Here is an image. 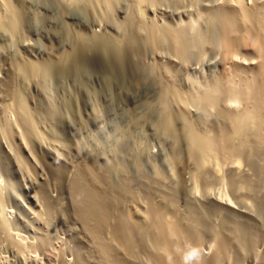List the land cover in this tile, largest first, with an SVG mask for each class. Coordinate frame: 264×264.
Segmentation results:
<instances>
[{
  "label": "rangeland",
  "instance_id": "rangeland-1",
  "mask_svg": "<svg viewBox=\"0 0 264 264\" xmlns=\"http://www.w3.org/2000/svg\"><path fill=\"white\" fill-rule=\"evenodd\" d=\"M139 1L0 0V62L5 66L13 62L18 67L27 63V67L17 69L20 73L15 80L26 103V113L35 119L34 127L39 132L38 141L27 138L37 162L43 165L52 151L72 158L79 150L96 160L102 171H111L113 191L127 186L131 197L124 194L123 198H128L117 202L121 201L122 211L132 223L146 227L153 222L155 212L146 205L151 202L168 221L196 222L193 225L206 234L201 245L203 256L210 254L215 241L213 198L223 190L231 196L227 181L234 167L249 180L239 195L242 202L231 196L241 212L232 215L230 221H240L247 230L257 226L263 236L264 215L259 214L257 205L258 201L264 203V73L259 71L264 57V32L258 27L261 24L264 28V0ZM240 7L250 13L251 21L246 17L250 23L241 19L244 11L240 13ZM229 13L237 22H233L238 28L234 27L233 36L239 44L231 52L225 50L224 44V22ZM243 22L248 23L245 29ZM256 38L261 39L260 44ZM228 52L250 67L228 63ZM29 70L37 75L31 78ZM0 102L9 112L0 136V181L5 180L2 185L9 190L3 210L7 216L13 214L10 227L23 239L28 251L19 258L13 256L6 248L8 235L2 231L0 236L6 243L0 241V252L6 249L9 253H0V260L7 264H61L64 249L70 264H83L90 241L80 237V224L66 190L74 172L69 171L66 181L60 183L64 187L58 184L51 192V196L53 192L58 196H50L52 203H61L52 214L45 206L34 205L24 190L25 184L30 185L32 193L39 195L35 190L34 162L22 152L25 131L14 113L15 102ZM49 105L61 112L64 126L53 127L47 120L45 111ZM162 118L169 122L166 129L161 126ZM237 118L243 119L240 131L244 134L238 132L242 139L246 133L254 136L246 137L252 138V146L259 150L256 153L251 146L257 164L246 159V152L234 154L227 147L226 136L235 132ZM196 135L207 139L210 151L209 155L201 154L205 160L202 164L195 152ZM257 171L263 173V179ZM198 174L205 176L198 178ZM143 176L155 183H144ZM255 179L261 187L258 190L253 186ZM164 190L169 195H164ZM168 198L176 202L174 207L168 204ZM199 217L203 218L198 220ZM262 243L260 240L254 247L260 253H245V264H264ZM134 256L138 264H154L148 256L144 257L145 263L140 262V256ZM91 259L89 263L99 264L96 257Z\"/></svg>",
  "mask_w": 264,
  "mask_h": 264
},
{
  "label": "bare ground",
  "instance_id": "bare-ground-1",
  "mask_svg": "<svg viewBox=\"0 0 264 264\" xmlns=\"http://www.w3.org/2000/svg\"><path fill=\"white\" fill-rule=\"evenodd\" d=\"M143 1H145V0H143ZM226 2H228V1H226ZM6 3H10V2H6ZM241 9H242V11L240 13H242L243 11L245 12V13L243 12L241 19L243 21H247L248 23H250L249 22V21H251V18L249 15L250 13H248L245 8L240 7L239 10H241ZM240 13H239V15H240ZM13 15L15 16V18L17 17L15 14H13ZM231 15H233V14L229 13L227 15V18L225 19V22H224V28H225L224 29L225 30L224 31L225 32L224 44L227 48V49L225 48V50L228 51V49H229V52H231L230 50H232V49L234 51V48L238 47L237 46L238 43H236L237 40L234 37L235 33H236V31L234 29L237 26V25H235V23L237 24V22H236L235 18L232 19L233 16H231ZM258 16L256 18H258ZM246 17L250 18L249 21H248V18H246ZM259 18H258V20H259ZM17 19H19V18H17ZM233 22H235V23H233ZM240 23H242V22H240ZM240 23H238L239 26L241 25ZM248 23L243 22V24L241 25V26H243L242 28L245 29L244 25L248 24ZM259 23L260 22H258V24ZM233 24L235 26H233ZM254 25H256V27H257V23ZM241 26L239 27V29L241 28ZM260 26H258L259 29H261L260 31L264 32V30H262V29H264L263 26L261 24H260ZM236 29H238V28H236ZM247 29H248V27H247ZM256 29H255V31H256ZM260 31H258V33L256 35L257 38H259V36L261 37V35H260L261 33H259ZM237 32H238V30H237ZM250 33H252V32H250ZM240 34H241V32H240ZM258 34H259V36H258ZM251 35H249V36H251ZM156 36H157V34H156ZM237 36H238V34H237ZM263 38H264V34L262 35L261 39L263 40ZM257 41H258V39H257ZM259 41L257 43L260 44ZM262 42H264V40ZM261 46H264V44H261ZM261 46L259 45V47H261ZM228 53H226V55H225L228 57L231 56L229 58L228 63H230L234 66L236 65V66L244 67V68L248 67L241 60L236 59L234 55L232 56L231 54H233V53H231V54L230 53L228 54ZM262 55H264V53ZM262 55L260 57H263ZM263 58H262V63L261 62H260L261 64L259 63L260 68H262V69L259 68L260 69L259 71L262 72L261 74L264 73V65H263L264 59ZM226 60L228 61L227 58H226ZM260 61H261V59H260ZM21 62H20V64H23ZM3 64L4 63L0 64V100H3V99L8 100L9 99V100H12V102L13 101L15 102V103H13V105H14L13 110L15 111L14 113L17 114V116H18L17 118H18L19 122L21 123V125L20 124L19 125L21 127H23L22 129H24V131H25L24 134L26 135V137L23 136L25 143H23L22 152L24 155L32 158V160L34 162L35 171L37 174V176H36L37 178H36V182H35V188H36L35 190H37L39 195L37 194L38 196H35L32 193V191H34V190L32 189V187L30 185L25 184L24 190L29 195V199L31 202L34 203V205L45 206V210L48 213L51 212L50 214H52V211H54L56 209V206L61 204V203H59V204L57 203V205H55L56 203H52V201L50 199L54 195V192H53L52 196H51V192L54 191L53 189H55V187L56 188L58 187L57 186L58 184L61 185L62 187H64L65 184L63 183L64 184V186H63L60 183H62V181L63 182L66 181L64 179L67 178V173L69 171L74 172L71 176V180L73 181V183L71 181V183H69L70 185H68L69 189H66V188L65 189L69 191V194H68L69 196L68 195L67 196L70 198V200H68V202L69 201L71 202V205H72L71 208L73 207L72 211L74 212V215H75L74 217L77 218V220L80 224L81 234H82V236H80V237L83 241H85V239H89V241H90V250L88 248L89 251L85 255L86 260H84V262H82L83 264H88L90 262L91 257H93V256L97 258L96 261L99 262V264H138L136 262V260L134 259V257H135L134 255H136V257H138V258L140 256V262L142 260H144V263L146 260V259H144V257L148 256L149 258H151V260L149 259L150 261H152V260L154 261L153 262L154 264H186V258L189 256L190 253H193V252L195 253V259L188 260L187 264H245V262H244L245 253L247 251H250V250H255L254 247L258 241L261 240L264 243V237H263L264 235L262 236L263 233L261 234V231L257 226L255 227L254 230H251V229L247 230L245 228V226L240 221L239 222L234 221L233 224L230 221V218L232 215H236L237 213L241 212L236 207L234 198H237V199L240 198L239 200H241V202H242V198L239 195L241 194L242 187L247 183V180H249L248 177L245 178V175L243 173H241L240 170L237 171L234 169V167H232L233 171L231 168L232 172L229 176V181H227L228 182L227 186L230 189L229 191H231V193H232L231 196L233 195L235 197L231 198V196H229V195L227 196L226 195L227 193H225V190H223V192L225 194L222 192L223 194L217 195L216 197L213 198V204H214L213 213L215 212L214 215L216 216V220H217L216 221L215 241L213 243V246H212L213 248L211 249L210 254L208 256H205V255L203 256L202 251H201V247H202L201 245L203 244V242L205 240L206 234L203 232H200L201 230H199L196 227V225L195 226L193 225L196 222H194V223L191 222L189 224H185V223L176 224V223H173L171 221H168L166 219V217L163 216L164 215V214H162L163 212L160 209L157 210L155 208V206H156V205L154 206L155 202L154 203L151 202V205L149 203L146 205H149L151 208H153L152 210L156 214V215L154 214L153 222L150 223V225H148L146 227H144L145 225L141 227L135 223H132L131 222L132 220L130 221L127 214L124 211H122V208L120 205L121 201L117 202V199H119V200H120V198L122 199L124 194L127 195V193H129V196L131 197L130 191L126 192L127 186H125V185L119 186L120 188H117L113 191V186H111V182L109 180V176H110L111 171H106V170L102 171V169H100L99 166L96 164V162H95L96 160L94 161L91 157L88 158V157L84 156L83 154L80 153L79 150H78L79 152L77 151L76 155L74 157H72L73 159L75 158V160H73L71 158V155H69V154H68V156H70V157H68L66 155L67 154L66 152H65L66 153L65 155L64 154L60 155L58 152L52 151L49 154V158L47 157V159L42 161L43 165L40 164L41 162L38 163L40 160L37 162V158L35 157V153H34L35 149L32 150L33 146L29 145L28 141L30 139H33L34 137L35 138L33 140L38 141L40 138L39 132L37 131V129H35L36 126L34 127L35 124L33 122L35 119H33L32 117L30 118L28 116V114L26 113L27 112L26 111L27 109H25L26 103L24 105V99H23V101L21 99L23 97V95H20L21 93H19L20 90L17 89L16 80H15L17 74L20 73L19 71H17V69L22 70L23 68H25L23 66L27 67V65H26L27 63H25V65L23 64V66L19 65V67H18V65H15V63H13V62L7 63L6 66H5V64L4 65ZM34 69H35V67L33 68V70ZM24 70L26 71L27 68ZM33 70H29V72L31 71V73H32ZM73 70H75V68H72L71 72H73ZM40 74H42V73L40 72ZM32 75H33V73H32ZM34 75L36 76L37 74L35 73ZM34 75L30 76V77L32 78V77H34ZM37 79H40V78H37ZM263 88H264V86H263ZM46 107H47V109L45 111L46 117L48 118L47 120H49L50 123L53 124L52 126L54 127V125H55L56 128L64 126V124L61 121V117H62L61 112L54 105H49ZM26 108H27V106H26ZM7 110L8 109L5 108L0 102V115L2 114V117H0V136L4 130V126H5L4 124H6L5 121H6V118L8 116L7 113H9V112H7ZM32 119H33V121H31ZM160 120L163 122V124L161 125V126H163V129L168 128V125H169L168 120L166 118H162ZM242 121H243V119L241 120V118H237V120L235 122L236 123L235 132H233V134H231V135L226 136L227 147L229 146L230 150L232 152H234V154H235V152H237L238 154H243L246 152L245 153V154H247V156L245 155L246 159L249 160L253 164L254 163L257 164V161L254 162V159L256 160V158H255L256 155L254 157L253 154H255V153L253 152V149H254V151L255 150L259 151V150L256 147L252 146L251 140L254 137L253 135L249 134L250 137L253 136L252 138L246 137V136H249L246 133L245 134L246 138L243 137L244 140L242 139L241 135L244 134V131L243 132L240 131V127L242 126V124H241ZM244 125H246V123H244ZM252 126L253 125H251V128H252ZM70 127H71L70 128L71 130H74V125L71 124ZM243 129L244 128L242 127V130ZM238 132H241L242 134L239 135L240 133H238ZM251 133L254 134L253 131ZM237 136H239V139L236 138ZM27 138L29 140H27ZM255 138H257V137H255ZM240 139H242V140H240ZM193 140L195 141V144H196L195 152L197 153V155L199 156V158L201 160L200 164H202V163H204L205 160L201 158V154L209 155V152H210L208 145H207L208 144L207 139L196 135V137L195 136L193 137ZM4 141H5V139L2 141L3 144H4ZM38 143H36V144H38ZM258 144L259 143L255 144V145H258ZM30 146H32V147H30ZM251 146H252V148L253 147L254 148L251 149ZM258 147H259V145H258ZM7 148H8L7 145L4 144V149H7ZM247 150H248V152H247ZM252 152H253V154H252ZM194 158H196V157H194ZM173 159H175V158H173ZM117 164H118V166H116V169L118 168V170H119L121 168L120 161ZM263 165H262V167H263ZM181 166H183V165H181ZM236 168H238V167H236ZM18 172L20 174V170H17L16 173H18ZM257 173H258V171H257ZM263 173H264V171H263ZM263 173L259 174V176L260 175L263 176ZM1 176L2 175H0V177ZM204 176L205 175L198 174L197 177L198 178H204ZM208 176L206 175V177H207L206 179H209ZM110 178H111V176H110ZM259 178H262V177L260 176ZM2 179H3V177H2ZM222 180H221V183H222ZM143 181L146 184L150 183L153 185L155 183L153 180L149 179L147 176H143ZM256 181H258V180L255 179V184H253V186H255V188H256L255 190H258L261 187H259V185H257ZM5 182H6L5 180H4V182L0 181V235L2 236V233H3L2 231H5L7 233V235H8V242H7L8 247L6 246V248L8 250H10V253L13 256L15 255L17 258H19V257L27 255L25 253L28 251H27V248H26V245H25L23 239L20 238L15 233H13V231L10 227V222H11V218H12L13 214L8 213V216H7L5 214V211H4L5 208L3 210V205L5 202V199L8 198V196H9V190H7L8 188L6 189L5 186L3 187V185H2ZM260 182H262V181H260ZM224 183L226 185V182H223V185H224ZM179 184H180V182H179ZM257 187H259V188L257 189ZM222 189H223V187H222ZM11 191L14 192V190H11ZM166 191L164 190L163 194L167 196L168 192H166ZM57 193L59 195V192H57ZM11 194L13 195V193H11ZM50 196H51V198H50ZM127 196H125L124 198H128ZM54 197L56 198L58 196L54 195ZM172 197H174V196H172ZM124 198H123V200H126ZM152 199H154V198H152ZM168 199H167L168 204L171 207H174L176 202H171V199H169L170 200V202H169ZM232 199H234V201H232ZM164 201H166V200H164ZM122 202H124V201H122ZM243 202H245V201L243 200ZM62 204H64V203L62 202ZM257 207H258L257 210H258L259 214L264 215V210H263L264 209V203H261V201H258ZM65 209H66V207H65ZM30 210H32V209H30ZM72 211H71V213H72ZM196 211H197V209H196ZM57 213H55V215L58 216ZM241 214H245V213L242 212ZM55 215L53 216L52 219H55L54 218ZM71 215H73V214H71ZM193 215L195 217L196 213L194 212ZM33 216L34 215H32V217ZM212 216H213V214H212ZM202 218L203 217H199L198 220L202 219ZM262 220H264V219H262ZM60 221H58V222H60ZM58 224H60V223H58ZM191 225H192V227H191ZM53 226H55V225H53ZM51 228H49V229H51ZM257 228H258V230H256ZM214 230H215V227H214ZM4 235H6V234H4ZM1 236H0V241H2V239H3V238L1 239ZM5 238H6V236H5ZM40 238H41V236H40ZM6 241H7V239H6ZM4 242H5V239H3V242H1V244H3ZM5 243H4V245H5ZM83 244H82V246H83ZM39 245L40 244H38V246ZM85 245H87V244H85ZM85 245H84V247H85ZM262 246H264V244ZM34 248H31L30 250H33ZM0 249H2V248H0ZM262 249H264V248H261L260 250H262ZM63 250L64 249H62V252L60 253L62 256L61 257V264H70L67 261V258L65 255L66 253H64L65 250L64 251ZM84 250H86V249H84ZM258 250L259 249L257 248L255 251L257 252ZM4 251H3V253H4ZM66 251H68V250H66ZM69 251H71V250H69ZM136 251L139 252V255L136 253ZM33 252H34V250H33ZM3 253H1V256ZM6 253H9V252H7V250H6ZM262 254H264V253L262 252L261 255ZM74 256H76V255H74ZM260 258H261V261H263L262 257H260ZM2 260H4V258ZM91 261H92V259H91ZM138 261H139V259H138ZM76 263H77V261H76ZM0 264H7V263L6 262L4 263V261L0 260ZM80 264H81V261H80ZM89 264H91V263H89Z\"/></svg>",
  "mask_w": 264,
  "mask_h": 264
},
{
  "label": "clouds",
  "instance_id": "clouds-1",
  "mask_svg": "<svg viewBox=\"0 0 264 264\" xmlns=\"http://www.w3.org/2000/svg\"><path fill=\"white\" fill-rule=\"evenodd\" d=\"M195 259V253H190L189 256L186 258V264L188 260Z\"/></svg>",
  "mask_w": 264,
  "mask_h": 264
}]
</instances>
